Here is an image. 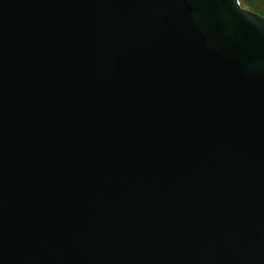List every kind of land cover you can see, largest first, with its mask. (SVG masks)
Returning <instances> with one entry per match:
<instances>
[{"label":"water","instance_id":"1","mask_svg":"<svg viewBox=\"0 0 264 264\" xmlns=\"http://www.w3.org/2000/svg\"><path fill=\"white\" fill-rule=\"evenodd\" d=\"M0 264H264V16L0 0Z\"/></svg>","mask_w":264,"mask_h":264},{"label":"trees","instance_id":"2","mask_svg":"<svg viewBox=\"0 0 264 264\" xmlns=\"http://www.w3.org/2000/svg\"><path fill=\"white\" fill-rule=\"evenodd\" d=\"M240 5L264 16V0H238Z\"/></svg>","mask_w":264,"mask_h":264}]
</instances>
